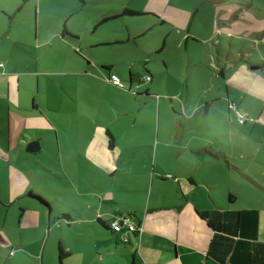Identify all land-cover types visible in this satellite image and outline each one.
Instances as JSON below:
<instances>
[{"label": "crops", "instance_id": "1", "mask_svg": "<svg viewBox=\"0 0 264 264\" xmlns=\"http://www.w3.org/2000/svg\"><path fill=\"white\" fill-rule=\"evenodd\" d=\"M27 2L0 0L2 37L10 39V20ZM170 3L150 0L145 9L133 11L153 17L154 12L159 25H187L190 11ZM73 11L57 12L52 33L68 47L70 40H79L68 25ZM48 13L38 9L37 30L40 23L43 30L54 25L46 22ZM228 26L214 25L213 31L220 38L258 36ZM190 37L180 40L185 50ZM130 38L127 28L126 42ZM126 42L97 40L88 48L114 50ZM52 43L46 38L36 49ZM166 46L163 41L157 55ZM79 47L72 53L67 48L66 57H78L68 70L51 66L34 51L24 55L18 69L10 58L0 59V264H58L59 248L69 254L59 264H264V139L252 135L257 123L264 127L261 66L237 58L232 43L214 44L218 57L212 55L208 64L223 80L224 92L207 86L208 95L187 116H220L218 106L226 104L235 111L236 124L208 120L199 125L206 135L188 136L177 120L176 135L163 140L160 98L167 97L152 101L148 107L156 110V120L146 121L139 119L142 94L131 92L133 84L145 83L144 94L152 96V70L128 69ZM111 75L129 86L112 85ZM238 114L245 123L238 122ZM218 123V133L207 135ZM33 142L39 145L34 153L28 150ZM122 217L137 226L136 233L111 229L110 223Z\"/></svg>", "mask_w": 264, "mask_h": 264}, {"label": "rangeland", "instance_id": "2", "mask_svg": "<svg viewBox=\"0 0 264 264\" xmlns=\"http://www.w3.org/2000/svg\"><path fill=\"white\" fill-rule=\"evenodd\" d=\"M83 4L81 0H29L23 4V8L18 14L11 18V36L10 39L2 37L0 34V59H11L10 64L18 69L24 63L20 61L24 59V55L28 51L43 58L51 66H56L60 70H68L70 62L76 60L67 56V48L72 53L73 50L80 51L79 43L84 48V52L92 57H111L112 61L124 62V64L133 70L143 72V65L148 66L156 76V85L152 90L151 97L148 98L144 94L145 88L148 87L145 83H137L132 85L131 92L142 94L138 102L143 104L144 110L140 114L139 119L150 121L156 120V110L149 108L153 105V100L157 102L159 95H164L167 98H160L161 105V135L163 140H168L167 136L176 135V121L179 120L181 125L186 127L188 136H200L202 134L199 125L204 121H226L230 119L233 123L237 122L235 111L228 109V106L219 105V115H210L204 117L200 115L193 119L188 118V114L192 113L191 109L199 100L206 97L208 92L205 91L207 86L216 85L218 90H224L223 80L214 75L216 70L208 64L212 60V55L217 59L218 54L216 49L212 48L214 44H219L220 41L228 46L232 43L235 47L232 49L237 58L254 63L259 68L261 76L264 77V0H228L223 3H213L207 0H171L169 4L184 8L190 11L191 17L188 24L184 27L173 25H159L155 19L158 15L152 12L153 16H121L115 19V16L109 17V11L117 10L116 13L122 14L126 9L137 10L145 9V5L150 0H85ZM155 0H151L154 3ZM68 8L73 11L71 20L68 25L76 30L79 40H70V47L64 45L62 40L55 39L52 36L56 32L54 27H57L54 22L58 18V11ZM38 9L48 11L45 15L46 22L54 24L51 28L45 27L42 29V23L37 30L36 15ZM107 15V16H104ZM109 17L107 22L94 26L97 20L102 21L103 18ZM233 18V19H232ZM237 18V19H236ZM10 22L8 19L4 18ZM44 14L41 15L43 21ZM102 19V20H101ZM152 23L154 26L149 28ZM229 23L243 26V30L257 33V38L254 37H218L215 34L214 25L216 28L223 26L230 28ZM28 24V27L26 26ZM223 24V25H222ZM227 25V27H226ZM129 29L131 38L126 42V29ZM148 28L146 33L141 37H135L142 30ZM189 28L191 30H189ZM94 29H96L94 31ZM241 31V30H237ZM4 29L0 28V33ZM94 32V33H92ZM38 34V38H37ZM192 36L188 41L187 50L184 45H181L185 37ZM52 37L54 43L46 48H37V43L41 44L44 39ZM124 39L126 44L124 47H118L114 50H108L104 47L91 49L88 45L92 41L109 40V39ZM37 39V40H36ZM192 39L198 41L192 42ZM167 42L166 49L163 54L157 55L156 50L162 45V42ZM232 41V42H231ZM240 47V48H239ZM213 50V51H212ZM112 51V52H111ZM127 56L123 58L124 56ZM78 58V57H76ZM165 58L168 64V69L162 68V60ZM144 60V62H143ZM143 63V64H142ZM118 71V68H115ZM122 83L129 86L128 81H125L120 75ZM217 77V81L215 82ZM126 79V77H125ZM233 89L234 86H231ZM128 90V89H126ZM224 92V91H223ZM226 97V94H224ZM169 97H174L170 100ZM136 100V99H135ZM138 102L135 101V106ZM258 105L251 108L252 112H257ZM219 123L212 126L210 133H218ZM252 133L264 139V127L261 123ZM165 130V131H164ZM223 133L222 131L220 132ZM181 134V131H180ZM179 134V136H180ZM101 261L102 258H96ZM57 263L58 257L56 258Z\"/></svg>", "mask_w": 264, "mask_h": 264}, {"label": "built area", "instance_id": "3", "mask_svg": "<svg viewBox=\"0 0 264 264\" xmlns=\"http://www.w3.org/2000/svg\"><path fill=\"white\" fill-rule=\"evenodd\" d=\"M151 78L150 77H145V81L148 82L150 81ZM109 82L114 85L117 86L119 88H125V85L122 83L121 79L116 76V75H111L109 78ZM233 108H236L235 104H232ZM238 122L240 124L245 123V117L243 115L238 114ZM111 229L114 232L120 233L123 229H126L129 232H133L136 233L137 232V226H135L134 224L131 223V221L128 218L122 217L120 219L114 220L110 223Z\"/></svg>", "mask_w": 264, "mask_h": 264}, {"label": "trees", "instance_id": "4", "mask_svg": "<svg viewBox=\"0 0 264 264\" xmlns=\"http://www.w3.org/2000/svg\"><path fill=\"white\" fill-rule=\"evenodd\" d=\"M213 3H223L228 0H207ZM142 15L141 12L133 11V10H124L122 14L116 15L115 18L121 17V16H140ZM106 21V20H104ZM28 150L32 153L39 151V145L38 142H33L28 146ZM67 217V216H66ZM68 253L63 251L62 248H59V262H61L63 259L68 257Z\"/></svg>", "mask_w": 264, "mask_h": 264}]
</instances>
